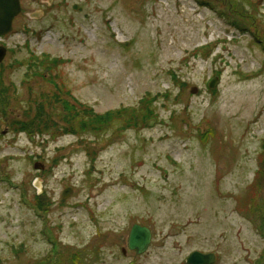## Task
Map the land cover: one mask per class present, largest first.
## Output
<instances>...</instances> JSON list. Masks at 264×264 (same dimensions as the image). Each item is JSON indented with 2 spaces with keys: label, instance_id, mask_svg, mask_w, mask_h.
<instances>
[{
  "label": "rangeland",
  "instance_id": "1",
  "mask_svg": "<svg viewBox=\"0 0 264 264\" xmlns=\"http://www.w3.org/2000/svg\"><path fill=\"white\" fill-rule=\"evenodd\" d=\"M20 2L0 36V264H264V0ZM74 108L128 124L71 132Z\"/></svg>",
  "mask_w": 264,
  "mask_h": 264
},
{
  "label": "water",
  "instance_id": "2",
  "mask_svg": "<svg viewBox=\"0 0 264 264\" xmlns=\"http://www.w3.org/2000/svg\"><path fill=\"white\" fill-rule=\"evenodd\" d=\"M21 12V6L19 0H0V36L9 33L12 30V21L15 16ZM42 14L41 11L32 13L30 16L33 18ZM5 48H0V62L3 60ZM218 83V78H214L209 82V88L214 89ZM196 89H193L195 92ZM35 169H43V165L36 163ZM34 187L40 188L38 182H35ZM72 192L71 188L66 189L62 193V199H66ZM151 241V231L149 228L133 225L130 229L128 236L127 246L129 250H135L137 254H142L148 248ZM215 254L207 253L204 254L199 251L192 252L186 259V264H213L215 262Z\"/></svg>",
  "mask_w": 264,
  "mask_h": 264
},
{
  "label": "trees",
  "instance_id": "3",
  "mask_svg": "<svg viewBox=\"0 0 264 264\" xmlns=\"http://www.w3.org/2000/svg\"><path fill=\"white\" fill-rule=\"evenodd\" d=\"M210 50L208 51L209 55L211 54ZM41 67L45 68V69H51V67L46 66L43 61L41 62ZM42 75L43 74H40L38 77H40ZM40 78L43 79V77H40ZM50 78H51V80H53V77H50ZM55 85L58 86L56 82H55ZM56 89H57V87H56ZM152 102H153L152 100L149 101V103H152ZM63 103H65L68 107L71 106L70 104H67L69 102H63ZM148 106H149V104L145 105L144 107H142L138 110H136V111H141V113H143V110L146 109L145 111L149 112L146 115H145V113H143V116L146 117L145 123L148 122L149 120L153 119L152 117H150V116H153L152 115L153 112L148 109L149 108ZM72 107H74V106H72ZM83 112H84L83 110L79 111L78 109H75V108L71 110L70 118H72V119L68 122V127H69L68 129L71 132H76L77 130H80V129H82V130L90 129L94 133L100 134L102 131H104V127H109V125L115 123V121L116 122L124 121V123H123V126H124V124H126V123L128 124V120H129L128 115L125 113L126 110H118L115 112H108V113L103 114V115H97V114H93V113L85 115L84 114L85 112L84 113ZM103 125H105V126H103ZM123 126L121 125L122 128H123ZM82 132H84V131H82ZM41 194H39V196H34V201H36L37 205L42 209L43 206H42V204L40 205V202L45 197H44L43 193H41ZM76 258H78L77 255H76Z\"/></svg>",
  "mask_w": 264,
  "mask_h": 264
},
{
  "label": "flooded vegetation",
  "instance_id": "4",
  "mask_svg": "<svg viewBox=\"0 0 264 264\" xmlns=\"http://www.w3.org/2000/svg\"><path fill=\"white\" fill-rule=\"evenodd\" d=\"M19 2H20V0H19ZM20 6H21V2H20ZM22 13V6H21V12L19 13V14H21ZM19 14L16 16V17H18L19 16ZM15 19V18H14ZM14 19H13V21H14ZM13 21H12V23H13ZM151 236H152V234H151ZM127 242H128V240H127ZM135 252V251H134ZM125 253V251L124 250H122V254H124ZM136 253V252H135Z\"/></svg>",
  "mask_w": 264,
  "mask_h": 264
}]
</instances>
